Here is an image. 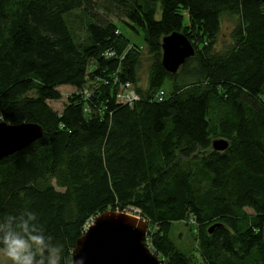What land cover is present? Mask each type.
<instances>
[{"label": "trees", "instance_id": "16d2710c", "mask_svg": "<svg viewBox=\"0 0 264 264\" xmlns=\"http://www.w3.org/2000/svg\"><path fill=\"white\" fill-rule=\"evenodd\" d=\"M74 11L90 19L85 45L64 18ZM225 14L238 21L229 46L217 51ZM176 32L195 53L170 74L161 44ZM142 45L152 56L147 88L135 89L133 106L118 104L119 87L137 82ZM62 86L75 93L57 113L48 101L60 99ZM0 120L43 129L0 160V238L35 213L29 228L62 245L61 264H71L88 219L133 209L154 227L148 246L162 264H193L169 237L188 217L197 264H264L262 3L0 0ZM213 138L229 147L213 151ZM36 260L49 264L47 251Z\"/></svg>", "mask_w": 264, "mask_h": 264}, {"label": "water", "instance_id": "95a60500", "mask_svg": "<svg viewBox=\"0 0 264 264\" xmlns=\"http://www.w3.org/2000/svg\"><path fill=\"white\" fill-rule=\"evenodd\" d=\"M264 5V0H256ZM161 65L175 74L184 62L193 57L194 48L182 33H172L162 39ZM43 136L38 124L10 125L0 120V160L18 152ZM229 147L224 139L212 141L215 152ZM212 227L211 230H213ZM148 223L124 212L104 211L75 243L71 254L83 264H162L147 244ZM34 264H39L34 261Z\"/></svg>", "mask_w": 264, "mask_h": 264}, {"label": "rangeland", "instance_id": "374dc122", "mask_svg": "<svg viewBox=\"0 0 264 264\" xmlns=\"http://www.w3.org/2000/svg\"><path fill=\"white\" fill-rule=\"evenodd\" d=\"M65 20L67 25L72 33L74 41L78 44L85 45L87 44V33H86V23L90 21L86 14L82 11H74L72 13L65 15ZM111 20L120 26V30L125 34H129V29L127 26L122 25L114 17H111ZM238 19L236 17H231L229 15L221 16L220 31L216 39L215 49L217 51H223L230 44V33L234 29ZM129 36V35H128ZM135 42L142 44L141 37L135 38ZM128 49L123 53L125 55ZM139 64L136 71L137 82L134 86V89H146L148 84L149 77V68L151 65L152 56L148 54L145 46L142 45V49L139 55ZM170 89V83H165L162 91L167 94ZM60 93V99L48 101V105L57 113H60L63 109V106L67 103L68 97L75 93V89L70 86H62L58 88ZM219 138H213L212 140H217ZM54 184V182H53ZM56 190L62 191V189L55 187ZM248 215H251L253 212L250 209L245 210ZM128 212V211H127ZM137 213L136 211H134ZM138 214V213H137ZM139 215V214H138ZM196 226L190 220V217L186 221L174 222L170 231V240L174 246L185 255H188L193 264H197L200 261V254L198 250V243L196 240ZM154 231V227L148 223V233L151 234ZM147 244L149 241L147 239ZM40 253L37 250L36 255ZM0 264H10L9 261L3 256L0 255Z\"/></svg>", "mask_w": 264, "mask_h": 264}, {"label": "clouds", "instance_id": "9594fccd", "mask_svg": "<svg viewBox=\"0 0 264 264\" xmlns=\"http://www.w3.org/2000/svg\"><path fill=\"white\" fill-rule=\"evenodd\" d=\"M35 218L36 214L30 212L27 220H21L17 225L18 231L10 226V230L0 238V244H3L0 255H3L10 264H34L37 259V250L41 253L47 251L49 264H61L64 258L62 245L50 246L45 242L43 235H37L34 229H30L29 221ZM52 239L53 237H48L49 241ZM72 264H83V261L76 259L73 254Z\"/></svg>", "mask_w": 264, "mask_h": 264}, {"label": "built area", "instance_id": "2783aa9c", "mask_svg": "<svg viewBox=\"0 0 264 264\" xmlns=\"http://www.w3.org/2000/svg\"><path fill=\"white\" fill-rule=\"evenodd\" d=\"M83 94L85 96H89L90 95L87 90H84ZM162 95H163V93H160L158 95V99L159 100H161ZM115 100H116V102L118 104L127 105V106H133V104L139 100V96H138L136 90L134 89L133 84H131L129 82H126V83L122 84L119 87L118 91L115 94ZM134 211H136L139 214V212L137 210H133V209L132 210H128V212H126V213L129 214V215H133V216H136L138 218H141L140 214L138 215ZM94 220H95V218H90L84 224V226H83V232L84 233L93 224ZM192 223L194 224L193 221H192Z\"/></svg>", "mask_w": 264, "mask_h": 264}]
</instances>
